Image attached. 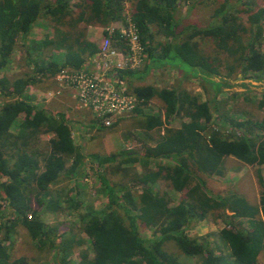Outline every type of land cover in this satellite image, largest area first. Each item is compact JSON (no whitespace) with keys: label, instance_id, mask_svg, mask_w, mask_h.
Returning a JSON list of instances; mask_svg holds the SVG:
<instances>
[{"label":"trees","instance_id":"1","mask_svg":"<svg viewBox=\"0 0 264 264\" xmlns=\"http://www.w3.org/2000/svg\"><path fill=\"white\" fill-rule=\"evenodd\" d=\"M180 1L192 0H131L129 17L138 30L142 62L135 69L117 72L140 104L154 97L163 104V114L138 112L139 125L145 132L164 127L165 119L172 114L187 120L175 128L164 127L163 135L142 150L89 153L92 162L104 168L98 176L106 202L96 208L85 205L79 196L77 179L86 155L75 144L66 115L36 105L26 89L43 77L55 82L53 78L59 72L81 68L98 49L87 37L86 27L125 21L124 0H78L74 5L70 0H0V216L8 212L0 223V264H29L23 257L10 256L8 241L18 226L27 230L38 250L59 253L55 264H187L166 252L163 244L167 241L196 258V264H257L264 251L263 177L258 171L261 192L258 203L251 204L238 195L210 194L202 175H222L223 161L229 156L250 165L264 163V118L233 119L227 117L228 110L219 113L218 118L222 123L227 121L237 135L212 127L217 94L222 85L228 84L225 81L236 66L240 65L237 78L254 74L253 78L259 80L256 74L264 72V53L256 46L261 32L256 26L255 40H243L246 29L239 17L229 12V8L238 9L229 0L221 1L214 9L215 24L186 26L184 32L178 31L174 15ZM263 17L264 7L253 16L256 22ZM39 22L48 28L43 37L20 44L29 71L15 76L3 73L19 36L27 38ZM157 34L164 39L156 38ZM104 35H111L116 40L114 44L120 46L117 29L112 34L105 31ZM199 37L212 39L226 53L220 63L219 58L211 59L201 51ZM55 54H61L60 63L53 57ZM159 65L176 67L185 76L190 73L208 83L213 97L199 101L186 90L133 85ZM135 110H140L139 106ZM19 116L22 119L14 131L11 127ZM89 126L100 129L105 125L93 116ZM41 134H50L44 151L37 144ZM114 167L122 171V178L111 179L109 173L113 171L109 169ZM61 176L74 184L64 193L54 187ZM160 180L168 181L176 191H184V197L171 204L169 195L156 188ZM33 201L41 209L55 212L69 203L68 208L76 211L80 228L89 239L90 250L80 249L78 258L71 259L78 242L75 235L66 231L59 234L57 242L58 226L47 228ZM209 215L225 224L218 235L231 250L228 257L186 233L193 223ZM139 223L154 228L153 237H143Z\"/></svg>","mask_w":264,"mask_h":264},{"label":"rangeland","instance_id":"2","mask_svg":"<svg viewBox=\"0 0 264 264\" xmlns=\"http://www.w3.org/2000/svg\"><path fill=\"white\" fill-rule=\"evenodd\" d=\"M78 0H70V3L74 5ZM223 0H200V1H180L176 6L175 18L179 22L176 29L183 31L186 26H196L198 28L208 27L211 24L217 22V18L213 17V12L216 6ZM229 2L238 8L237 11L233 8H229V12L233 11L235 15L239 17V22L245 27L246 31L242 34L243 40L247 38L255 40L257 28L260 29V43H257V48L264 53V17L259 21H254V13L264 7V0H229ZM74 9V6H73ZM76 9V8H75ZM131 10H133V4L131 0H124V14L125 19H128ZM125 21H121L124 24ZM114 25L118 26V23H111L109 26H94L88 25L86 27L87 37L95 43L99 49L106 40L104 32L106 29ZM96 28V32H88L89 27ZM257 26V28H256ZM40 29L35 27L27 35V38L19 36V39L15 45V50L11 54V60L8 62L6 67L3 69V73L10 76L20 75L24 72L29 71V65L27 64L28 59H25V55L22 53L21 43L30 41L31 39L43 37V34H39V31L43 33L48 31V28L42 25L38 26ZM90 29V28H89ZM102 31L100 32V30ZM152 30L155 28L152 26ZM44 32V33H45ZM184 32V31H183ZM109 33V32H108ZM185 34L183 33L184 36ZM109 36V35H108ZM156 38L164 39L161 35H156ZM109 45H113L116 40L109 36ZM199 48L208 57L218 59H224L226 53L221 51L212 39L207 37L197 38ZM97 49V51H98ZM96 51V52H97ZM95 56V54L93 55ZM58 63L61 62L57 55H53ZM89 60L85 63V66L89 64ZM215 62V61H214ZM142 67V66H141ZM141 67L139 69H141ZM240 65H237L234 72L230 75L229 79L225 81L226 85H222V91L217 94V110L213 111L215 117V124L212 127L218 128L221 132L229 135L236 134L231 126L228 125L227 121H222L218 118L219 113L229 110L227 117L233 119L246 120L247 118L255 120L264 118V104L261 105V101H264V72L256 74L260 79H254V74H250L248 77H235V74L239 72ZM222 73L226 75L227 71L223 69ZM215 81H218V77H212ZM56 81V77L54 78ZM152 85L157 88H176L178 90H186L192 96H195L199 101H205L213 97V91L209 84L201 82L198 78L192 74L185 76L184 72L176 67L169 65H159L148 71L143 81H134L133 85ZM132 88V85L130 86ZM63 89L61 96L64 93L69 95L70 93L65 91L66 88L71 87L65 85L60 87L58 82H52L44 79V77L37 83V85L29 86L26 89V93L30 97L33 103L38 106L46 107L51 111L62 112L67 117V122L72 130L73 140L76 145L79 146L81 152L86 155L85 163L81 169V176L77 179V186L79 196L85 205L92 204L96 208L104 206L106 199L104 193L101 191L99 174L104 173V168H98L97 165L92 162V159L87 155L89 153H100L103 155L114 154L123 151H139L142 150L144 145H153L158 135H163L164 127H178L187 118L182 115L172 114L169 118L165 119V125L162 128L145 132L139 125L140 115L139 113H161L163 114L162 102L159 98L154 97L145 104H140L141 101H136V106H139L138 111L134 110L125 115L110 126H104L103 128L97 129L95 126H89V120L93 118V114L90 109L85 106H80L79 102L72 97L71 101H62L61 96L56 94L54 96H48L51 91H57ZM65 89V90H64ZM65 91V92H64ZM232 91H237L238 94L233 95ZM74 94V93H73ZM71 95V94H70ZM55 96H58L57 98ZM65 99L67 97L65 96ZM241 111L244 113H241ZM139 112V113H138ZM22 116H19L16 122L11 127L16 131L18 124L20 123ZM208 133L205 132V135ZM50 134H41L38 147L41 151L47 150V142ZM70 162H67V166ZM42 166V163H40ZM138 166L139 164H134ZM224 173L222 175H202L206 181V188L212 195H220L222 197H229L231 195H238L245 198L251 204H257L261 192V187L258 182L257 173L261 174L264 179V163L250 165L235 159L232 156L226 157L223 161ZM108 170V168L105 169ZM113 171L110 174L111 179L122 178V171L117 168L109 169ZM73 180H69L60 177L58 184L54 187H60V192H67L73 184ZM159 191L167 193L171 199V204H176L180 199L184 197V191H176L171 187L168 181L160 180L156 185ZM34 207H39L40 216L44 221L46 227H57V236L55 240H60L59 234H64L66 231H71L75 235L77 244L73 247V252L70 255L71 259H77L80 249L86 248L90 250V242L87 235L82 232L80 223L75 210L68 208L69 203L63 206V209L58 211H45L40 208L33 201ZM67 205V206H66ZM230 214V212H228ZM6 215L0 216V223H2L7 217ZM246 224V222L244 223ZM225 224L220 218H215L213 215H209L207 218L201 221L193 223L187 230V234L191 237H195L198 240L206 241L210 244L215 253L221 252L225 257L231 255V250L225 243L219 238V230L224 227ZM246 226V225H245ZM140 233L143 237H153L154 228H149L143 223H139ZM3 231V229L1 228ZM2 232H0V235ZM55 234V235H56ZM10 256L11 258L23 257L28 261L29 264H55L59 253L55 250L44 249L38 250L32 240L29 238L27 230L18 226L15 231L10 235ZM79 243V244H78ZM163 248L167 253L175 256L178 261L187 264H196L197 259L189 257L183 254L173 241H167L163 244ZM257 264H264V251L259 255Z\"/></svg>","mask_w":264,"mask_h":264},{"label":"built area","instance_id":"3","mask_svg":"<svg viewBox=\"0 0 264 264\" xmlns=\"http://www.w3.org/2000/svg\"><path fill=\"white\" fill-rule=\"evenodd\" d=\"M116 23L118 26L111 25L106 31L112 34L115 29L118 30L120 46L109 45L107 37L95 56L90 57L88 65L85 66L86 61L79 69L64 70L55 76L60 87H71L79 105L90 109L94 118L105 126L112 125L134 110L137 99L118 72L135 69L142 62V46L135 24L130 17L124 24ZM60 92L61 89L57 88L47 97Z\"/></svg>","mask_w":264,"mask_h":264},{"label":"crops","instance_id":"4","mask_svg":"<svg viewBox=\"0 0 264 264\" xmlns=\"http://www.w3.org/2000/svg\"><path fill=\"white\" fill-rule=\"evenodd\" d=\"M38 26H40V27H42V23L41 22H39V23H37V24H35V26H34V28H33V31L35 30V27H37V29H40ZM96 27V26H95ZM90 28V29H89ZM88 28V32H96L95 30H96V28H93V27H89ZM44 31H43V33H41L40 31H39V34H43L44 35V32H45V29H43ZM102 31V29L100 30V32ZM97 33V32H96ZM55 55H57V58H60L61 59V54H55ZM54 78H55V76H54ZM54 78H53V80H54ZM55 81V80H54ZM55 83H56V81H55ZM63 90V89H62ZM62 90H61V92H62ZM65 90V89H64ZM65 91H67V92H69L70 94L69 95H65L66 97H67V99H65V96H64V93H63V95L61 96V93L58 95V96H61V99H62V101H68V100H70L71 99V101H73L72 100V97H74L73 96V92L70 90V89H68V88H66V90ZM64 91V92H65ZM58 96H55L56 98L58 97ZM74 102V101H73ZM56 112H58V110H56Z\"/></svg>","mask_w":264,"mask_h":264},{"label":"clouds","instance_id":"5","mask_svg":"<svg viewBox=\"0 0 264 264\" xmlns=\"http://www.w3.org/2000/svg\"><path fill=\"white\" fill-rule=\"evenodd\" d=\"M88 59H89V58H88ZM88 59H87L86 61H88ZM86 61H85V62H86ZM83 65H84V64H83Z\"/></svg>","mask_w":264,"mask_h":264}]
</instances>
